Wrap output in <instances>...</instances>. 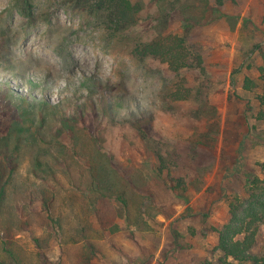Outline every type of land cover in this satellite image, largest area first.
I'll list each match as a JSON object with an SVG mask.
<instances>
[{
  "label": "rangeland",
  "instance_id": "obj_1",
  "mask_svg": "<svg viewBox=\"0 0 264 264\" xmlns=\"http://www.w3.org/2000/svg\"><path fill=\"white\" fill-rule=\"evenodd\" d=\"M129 1L132 20L112 24L108 38L102 14L82 0H35L30 16L0 0V172L13 169L0 262L80 264L91 245L88 264H137L114 251L137 237L152 264L148 245L170 232L181 237L174 250L189 247L170 225L195 220L178 206L208 181L196 218L204 225L187 232L202 238L194 264L215 260L209 201L219 194L228 221L246 174L264 178V0ZM186 23L185 66L142 53L145 42L176 43ZM102 93L107 112L83 106ZM124 247L131 255L135 246ZM263 249L264 225L254 251Z\"/></svg>",
  "mask_w": 264,
  "mask_h": 264
},
{
  "label": "trees",
  "instance_id": "obj_2",
  "mask_svg": "<svg viewBox=\"0 0 264 264\" xmlns=\"http://www.w3.org/2000/svg\"><path fill=\"white\" fill-rule=\"evenodd\" d=\"M14 3L19 4L22 10L27 11L30 16V9L35 0H12ZM82 2L89 6L90 10L102 14V21L108 38L113 36L110 31L111 25L116 26L120 24L129 23L132 20V9L135 7L129 0H82ZM111 23V24H108ZM183 35L175 38L176 43L171 41L167 42V38L152 40L151 42L142 43V53L144 55L154 54L168 60L172 69L178 70L181 66H185L186 62L184 57L186 51V39L189 32V25H184ZM201 63V62H200ZM264 70V67H260ZM86 82L91 86L98 88L99 82L93 78L86 79ZM248 87L246 83L245 88ZM182 98V97H181ZM260 103L264 106V93L259 96ZM101 103L93 105L89 101H85L83 106L88 107L92 112H107L111 102L107 96L100 94ZM264 173V162L260 163ZM13 169L9 174L4 175L0 172V205L5 196L6 184ZM178 185L182 180L176 178ZM179 187V186H177ZM177 187L170 186L175 191ZM229 205V220L221 225V227L210 226L209 229L217 233L218 241L213 247V251L218 253V257L213 259H203L198 264H264V249L254 251L257 244V236L259 228L264 225V178L256 174L248 173L245 179V195H234L228 200ZM38 253L42 254L40 249V242L38 238H34ZM88 257L82 258L80 264H88L94 257L95 249L87 247ZM37 253V254H38ZM82 253V252H81ZM80 256V253H79ZM84 259V261H82ZM0 264H5L0 262ZM55 264H60L59 262Z\"/></svg>",
  "mask_w": 264,
  "mask_h": 264
},
{
  "label": "crops",
  "instance_id": "obj_3",
  "mask_svg": "<svg viewBox=\"0 0 264 264\" xmlns=\"http://www.w3.org/2000/svg\"><path fill=\"white\" fill-rule=\"evenodd\" d=\"M221 147H224L226 151L228 150H233V145H220ZM228 146V147H227ZM224 150V149H223ZM228 153V152H226ZM218 160L219 157L217 156L216 162L218 164ZM212 163V161H211ZM217 182V181H216ZM210 185V181H208V183H206V185L198 190L196 192V190H191V192H193V197L189 199H187L184 204H179V208H178V212H180V210H189L190 212L192 211V213L194 215H196L195 220L191 217H185V218H181L180 221H183V223L186 225L185 227L187 229L183 230V228L178 227L177 224H172L170 225V229H176L179 232H181L182 235H184V242L189 244L188 248H177L176 250H174V245L176 243H180L181 242V237H175L174 234H172L171 232L168 234L169 237H167V239L165 240V238L163 240H161L157 245L156 242L151 243L148 246H151L152 249H154V258L153 263L155 264V260L159 259L163 262H161L160 264H194L195 261L197 260V258H202V251L198 248V239L199 241L202 238H196L190 234H188L187 230L190 228H194L196 229H200L197 224L202 226L204 225V223L202 221H200V219H196L197 216H200L201 212V207L202 205V201L200 200L201 198H204L203 193H205L206 188ZM188 189V190H189ZM218 193H220V189L217 188ZM195 194V195H194ZM209 207L212 210V213L208 216V218L206 219V223H209L211 225L214 226H218L220 224H223L224 222L227 221L228 219V211H227V207L226 204L224 202V200L220 199L219 194H214L212 199L209 201ZM189 212V213H190ZM208 212V211H207ZM204 220V219H202ZM179 221V222H180ZM190 226V227H188ZM193 230V229H192ZM174 232V231H173ZM178 238V239H176ZM183 242V241H182ZM183 242V243H184ZM126 244L128 245H134L135 247L132 250V256H135L134 258L136 259H132V256L130 254H128L126 251H129V249H126L124 246H126ZM126 244L123 245L122 249L117 250L115 249L114 251H116L118 254H123L122 259H124V256H128L131 258L130 261H136L138 262L137 264H144L145 260L148 259V255L143 254L141 249H142V242L140 241L139 238L135 237L134 239L131 238L130 240L126 241ZM165 247V248H164ZM167 248V249H166ZM162 249H166L167 250V254H162L161 250ZM172 251V252H171ZM137 257V258H136ZM104 259V258H102ZM110 263V260H109Z\"/></svg>",
  "mask_w": 264,
  "mask_h": 264
}]
</instances>
